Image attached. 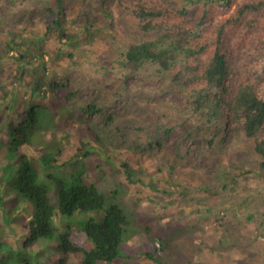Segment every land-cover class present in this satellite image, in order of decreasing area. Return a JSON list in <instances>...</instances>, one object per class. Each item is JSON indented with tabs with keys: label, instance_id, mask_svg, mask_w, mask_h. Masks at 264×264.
<instances>
[{
	"label": "rangeland",
	"instance_id": "obj_1",
	"mask_svg": "<svg viewBox=\"0 0 264 264\" xmlns=\"http://www.w3.org/2000/svg\"><path fill=\"white\" fill-rule=\"evenodd\" d=\"M62 3L63 29L77 36L76 43L60 41L58 31L47 27L56 0H0V259L10 252L12 264H55L63 230L101 221L103 210L57 211L55 179H62L93 185L104 208L114 204L131 217L136 238L120 247L121 257L98 264H264V171L251 177L242 172L255 168L246 140L214 138L213 128L224 124L222 112L217 120L209 119L212 106L204 102L194 110L191 102L187 105L188 98H181L171 84L170 72L148 61L135 69L125 60L124 41L110 39V23L119 35L121 23L132 22L126 0ZM87 30L94 33L93 40L87 39L89 33L82 38ZM25 49L27 55L19 57ZM256 58L260 71L264 54ZM41 79L58 84L68 79V87L40 98L35 88ZM260 95L264 99V87ZM89 106L100 111L90 115ZM33 109L38 118L32 141L23 145L21 132L30 128ZM110 115L113 120L104 124ZM197 129L199 139L191 137ZM205 139H212V145ZM22 155L36 166L37 182L46 187L53 207V237L28 247L23 222L35 206L15 189ZM123 163L131 167L130 180ZM211 188L215 197L204 195ZM240 200L250 202L246 209L258 215L248 221L233 217L230 206ZM131 206L140 217L127 209ZM220 211L226 214L219 221L223 226L215 223L210 230V224L202 234L189 228L197 218L208 223L206 218ZM159 234L167 244L156 239ZM138 236L148 240L154 260L139 256ZM219 243L229 248H217ZM80 258L72 254L69 264Z\"/></svg>",
	"mask_w": 264,
	"mask_h": 264
},
{
	"label": "trees",
	"instance_id": "obj_2",
	"mask_svg": "<svg viewBox=\"0 0 264 264\" xmlns=\"http://www.w3.org/2000/svg\"><path fill=\"white\" fill-rule=\"evenodd\" d=\"M62 2L56 0L57 10L50 8L48 11L47 16L52 23L45 22L47 27L58 31L60 41L67 43L75 41L77 36L63 29L65 11ZM126 3L132 22L121 23L123 30L119 35L116 34V26L110 23V39H118L122 45L124 41L125 60L135 69L148 61L156 63L160 70L170 72L171 84L181 98H188L187 105L191 102L194 110L204 102L212 106L209 107L212 110L209 119L214 116L217 120L222 112L224 124L213 128V137L218 134L220 138H231L234 142L236 137L242 136L255 160V168L245 167L242 172L251 177L264 171V99L260 95V89L264 87V67L259 71L256 65V57L264 54V0H126ZM101 10L109 16L106 7L102 6ZM88 33L87 30L82 38ZM89 36L87 39L93 40L94 33H89ZM67 55L70 59L73 57L72 53ZM45 70L43 65L42 71ZM67 86V83H45L41 79L37 81L36 95L40 98L48 93L53 95L59 88ZM87 111H99V107L89 106ZM149 116L146 118L148 122L151 119ZM37 118L34 109L28 113L30 128L21 132L20 143H31ZM170 130L172 128L165 133L168 135ZM12 134L16 132L12 130ZM193 136L199 139L200 129L193 132ZM205 140L212 145V139ZM121 166L126 169V178L130 180V167L125 163ZM232 168L237 170L238 166ZM38 177L34 163L22 155L15 189L35 206L30 219L23 224L28 233L25 247L54 235L51 226L53 207L46 187L38 184ZM55 183L61 214L72 215L77 210L104 211L100 222L88 221L79 231L67 228L59 234L55 264H69L72 254L81 255L79 264L111 262L121 257L120 247L136 235L131 217L117 205L104 208L103 196L91 184L79 181L68 183L62 179H55ZM202 192L206 195L216 191L206 189ZM245 202L231 205V214L236 218L242 216L247 221L252 220L258 211L247 210L250 202ZM127 209L133 210L132 206ZM164 243L168 242L164 240ZM145 246H150L148 241ZM217 248L226 250L229 247L219 243ZM11 256L13 258V254ZM149 257L154 259L151 255ZM8 262L10 259L1 260V264ZM25 264L31 263L26 261Z\"/></svg>",
	"mask_w": 264,
	"mask_h": 264
},
{
	"label": "clouds",
	"instance_id": "obj_3",
	"mask_svg": "<svg viewBox=\"0 0 264 264\" xmlns=\"http://www.w3.org/2000/svg\"><path fill=\"white\" fill-rule=\"evenodd\" d=\"M42 39V38H41ZM40 46V45H39ZM38 46V47H39ZM10 50H11V47H10ZM40 51V50H39ZM27 49H25L24 50V52H20V54H19V57H20V55H23V56H26L27 55ZM41 54H38L39 56H40V62L39 63H41V59L43 60V58H44V53H42V52H40ZM37 60H38V58H37ZM44 65V64H43ZM42 65V66H43ZM61 82H63V83H67L68 84V81H61ZM58 83V82H57ZM68 87V86H67ZM99 111H100V108H99ZM99 111H93L92 113H90V115H94V114H96V113H98ZM113 120V118H112V115H110L109 117H107L106 118V121L104 122V124H107V123H110L111 121ZM23 145H28V144H23ZM128 166L130 167V165L128 164ZM131 168V167H130ZM212 189V188H211ZM213 190V189H212ZM167 191H170V189H167ZM208 192H211V191H208ZM208 194V195H207ZM213 193H206V196H210V195H212ZM212 196H214L215 197V193L212 195ZM239 202H242L241 200L239 201ZM174 203H175V198L174 197H172V199H171V206H173L174 205ZM230 206V205H229ZM57 211H58V207H57ZM59 212V211H58ZM132 212V214L134 215V216H136V217H140V216H138V215H135L134 214V212H133V210L131 211ZM148 212H150V211H148ZM147 212V214L146 215H151V214H149ZM224 212L225 211H220L219 213H217V214H215L214 216H209V217H207L206 218V220H207V222L208 223H205V222H200V219L199 218H197L196 219V221L194 222V223H190L189 224V228L191 229V230H194V231H197V233H200V234H202V233H204L205 231H207L208 230V227L210 226V224H211V226H210V230H211V228H214V224L216 223V224H218L219 223V221L220 220H225V217H226V214L224 215ZM60 213V212H59ZM151 213V212H150ZM31 214H32V212L28 215V217H27V219L23 222V224L24 223H26L29 219H30V217H31ZM53 214V213H52ZM212 217H213V219H212ZM219 218L218 220H217V222H214V218ZM51 219H52V217H51ZM219 226H223V225H220V223H219V225H218V228H219ZM69 228V227H68ZM145 228V230L147 229L146 227H144ZM23 229L27 232V230L23 227ZM67 229V228H66ZM65 229V230H66ZM71 231H73V230H75V231H79L78 229H72V228H69ZM65 230H63V231H65ZM81 230V229H80ZM214 230V229H213ZM62 231V232H63ZM201 231V232H200ZM61 232V233H62ZM60 233V234H61ZM27 236H28V233H27ZM136 238V235L134 236V239ZM159 242H161V241H163V243H164V240H166L162 235H158L157 236V238H156ZM138 245H139V248H140V251H139V256H143V255H145V256H149V255H151V254H148V253H151L150 252V246H145V243L148 241V240H146V239H144V238H141L140 236H138ZM167 242H168V240H166ZM128 246V243H125V245H124V247H127ZM57 254H58V252H57ZM12 253H10V252H8V253H6L1 259H0V264H1V260L2 259H4V260H6V259H10V262H8V263H6V264H12L13 263V258H12ZM71 256V255H70ZM11 257V258H10ZM69 259H70V257H69ZM81 259V258H80ZM151 260H154V259H152V258H150ZM68 262H69V260H68ZM79 262H80V260H79ZM79 262H78V264H79Z\"/></svg>",
	"mask_w": 264,
	"mask_h": 264
}]
</instances>
